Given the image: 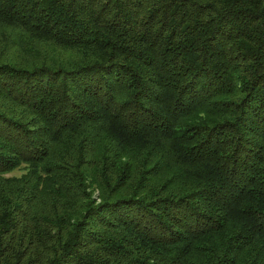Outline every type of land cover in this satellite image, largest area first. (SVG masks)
<instances>
[{"label": "trees", "instance_id": "obj_1", "mask_svg": "<svg viewBox=\"0 0 264 264\" xmlns=\"http://www.w3.org/2000/svg\"><path fill=\"white\" fill-rule=\"evenodd\" d=\"M0 264H264V0H0Z\"/></svg>", "mask_w": 264, "mask_h": 264}]
</instances>
